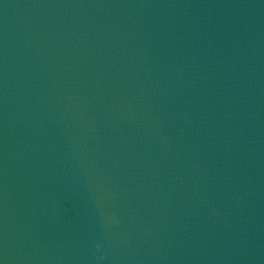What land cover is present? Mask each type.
<instances>
[{"label": "water", "instance_id": "obj_1", "mask_svg": "<svg viewBox=\"0 0 264 264\" xmlns=\"http://www.w3.org/2000/svg\"><path fill=\"white\" fill-rule=\"evenodd\" d=\"M0 264H264V0H0Z\"/></svg>", "mask_w": 264, "mask_h": 264}]
</instances>
